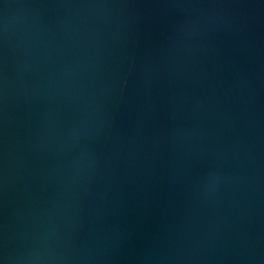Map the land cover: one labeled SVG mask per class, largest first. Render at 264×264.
Here are the masks:
<instances>
[{"label": "water", "instance_id": "95a60500", "mask_svg": "<svg viewBox=\"0 0 264 264\" xmlns=\"http://www.w3.org/2000/svg\"><path fill=\"white\" fill-rule=\"evenodd\" d=\"M0 264H264V0H0Z\"/></svg>", "mask_w": 264, "mask_h": 264}]
</instances>
